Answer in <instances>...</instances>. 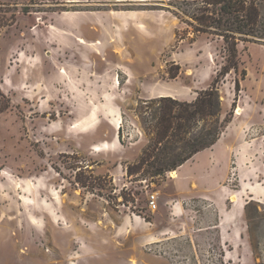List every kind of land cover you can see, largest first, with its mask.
I'll return each mask as SVG.
<instances>
[{
  "label": "rangeland",
  "instance_id": "1",
  "mask_svg": "<svg viewBox=\"0 0 264 264\" xmlns=\"http://www.w3.org/2000/svg\"><path fill=\"white\" fill-rule=\"evenodd\" d=\"M183 1L194 0H0V264H124L114 253L90 258L121 232L133 236L130 264H264V45L240 43L239 74L217 87L221 120L231 117L220 145L232 157L214 200L183 201L177 238L142 239L168 200L163 178L126 175L153 139L144 112L163 94L194 102L227 61L223 40L195 36ZM120 131L110 160L89 155ZM238 199L249 203V254L215 229L216 204Z\"/></svg>",
  "mask_w": 264,
  "mask_h": 264
},
{
  "label": "trees",
  "instance_id": "2",
  "mask_svg": "<svg viewBox=\"0 0 264 264\" xmlns=\"http://www.w3.org/2000/svg\"><path fill=\"white\" fill-rule=\"evenodd\" d=\"M183 3L194 9L188 25L195 36L208 35L223 40L227 61L212 87L201 92L194 102H180L168 97L150 101L151 106L144 114L149 112L153 122L144 130H149L153 139L136 162L126 165L128 178L141 176L154 182L174 173L198 153L214 147L231 123V117L221 120L222 105L217 87L222 78L233 72L239 74L240 43L264 45V0ZM241 73L245 79L246 71ZM235 90L239 95V81ZM119 138L122 142L121 131Z\"/></svg>",
  "mask_w": 264,
  "mask_h": 264
},
{
  "label": "crops",
  "instance_id": "3",
  "mask_svg": "<svg viewBox=\"0 0 264 264\" xmlns=\"http://www.w3.org/2000/svg\"><path fill=\"white\" fill-rule=\"evenodd\" d=\"M159 96L161 98L168 97L175 99V97H173L172 95L163 94ZM220 142L221 138L218 143L211 149L205 150L195 155L190 161H188L186 164H184L174 172V174L176 175L175 177H173V175L171 174L172 177L162 179V183H164L163 186L165 196L168 197V200H165V198H160L162 206L159 219L158 216H156L153 222H151L152 224L150 223L152 226H158L157 231L147 236H142L143 241H145L147 245L159 244L167 237L177 238L178 236H180V234L186 233V226H188V224L186 223L185 217L188 216V212L186 211L183 203L186 198H197L207 201L212 199L214 200L213 195L210 191L217 190L220 184L225 179V176L229 175V161L232 157V151L230 152L227 150H222ZM95 146L100 147V151H95ZM121 148H123V145L118 135L115 136L111 142H103L92 146L89 150V155H92L96 159L98 158L100 160H110L111 156H115L117 154V151H120ZM211 150H214V153ZM138 159L139 156L134 158L132 157L128 159V164L134 163ZM237 159V167L240 171L239 168L241 161L239 157ZM216 164H219L218 167H216ZM121 167L124 170V166L122 164ZM109 172L113 175L112 170H110ZM251 172H254V174H256L255 171L249 170V173ZM166 181L171 184V187L169 185L170 188L166 187L168 186L166 185ZM209 186H211V188ZM206 187L208 188L206 189ZM180 198L184 199L180 200ZM248 204L249 203L240 199L230 202L227 208L223 205L216 204V209L219 212V221L215 229L218 230L217 234L221 242L228 243L238 252L245 250L246 253L249 254L250 244L247 243L246 238V209ZM160 221L163 224H161ZM242 223L244 227L242 226ZM131 235V233H127L126 235H124V232H121L118 242L111 239L108 245L104 248L105 254H100L98 256L93 255L90 256V258L102 259L107 254L114 253L116 254V257H120L121 259L125 258L124 264H130L127 252L129 250V241L131 237H133ZM94 238L95 240L101 239V237H98V235ZM107 239L110 238L108 237ZM101 246L102 245L100 244H98L97 246V249L99 251H102ZM150 260L160 262L162 264H169L168 261L161 256H156L154 259ZM240 261L244 262V264H248V261H243V259H240ZM86 264H88L87 260ZM131 264L133 263L131 262ZM142 264L145 263L143 262Z\"/></svg>",
  "mask_w": 264,
  "mask_h": 264
},
{
  "label": "built area",
  "instance_id": "4",
  "mask_svg": "<svg viewBox=\"0 0 264 264\" xmlns=\"http://www.w3.org/2000/svg\"><path fill=\"white\" fill-rule=\"evenodd\" d=\"M150 207L152 208V209H154V210H156L157 209V200H156V197L155 196H153L152 197V199H151V201H150Z\"/></svg>",
  "mask_w": 264,
  "mask_h": 264
},
{
  "label": "bare ground",
  "instance_id": "5",
  "mask_svg": "<svg viewBox=\"0 0 264 264\" xmlns=\"http://www.w3.org/2000/svg\"><path fill=\"white\" fill-rule=\"evenodd\" d=\"M237 116H241L242 115V109H237V112H236ZM121 127H119L118 129L120 130ZM173 177H175L176 175L174 173H172Z\"/></svg>",
  "mask_w": 264,
  "mask_h": 264
}]
</instances>
